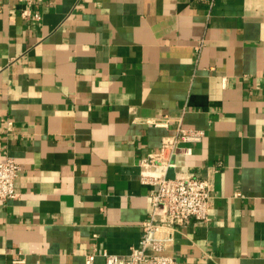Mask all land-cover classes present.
<instances>
[{
    "label": "crops",
    "instance_id": "obj_1",
    "mask_svg": "<svg viewBox=\"0 0 264 264\" xmlns=\"http://www.w3.org/2000/svg\"><path fill=\"white\" fill-rule=\"evenodd\" d=\"M210 1L37 0L25 18L0 0V161L21 165L0 264H106L139 246L156 188L142 178L159 173L143 161L180 124L205 137L167 176H209L213 199L165 252L264 264V0Z\"/></svg>",
    "mask_w": 264,
    "mask_h": 264
},
{
    "label": "built area",
    "instance_id": "obj_2",
    "mask_svg": "<svg viewBox=\"0 0 264 264\" xmlns=\"http://www.w3.org/2000/svg\"><path fill=\"white\" fill-rule=\"evenodd\" d=\"M25 7L21 14L25 18H37L32 6L37 0H19ZM215 0H211L213 4ZM203 41L199 42L200 47ZM156 124L168 125L167 120L159 119ZM205 131L196 127L178 125L174 134L167 136L156 153H150L144 164L154 166L158 174H145L144 182L156 186L151 195V211L143 221V234L140 245L133 247L130 253L118 255L105 251L106 264H180L179 260L165 252L173 243L177 225H185L192 218L206 221L213 199L211 178L194 174L168 177L167 170L173 165V158L181 144L200 142ZM21 165L12 156L0 161V200L16 198L15 181ZM96 254L86 255V262L91 263ZM24 259H15V264H24Z\"/></svg>",
    "mask_w": 264,
    "mask_h": 264
}]
</instances>
